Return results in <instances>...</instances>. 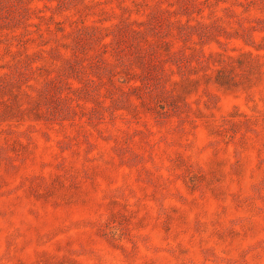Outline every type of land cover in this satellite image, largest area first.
Masks as SVG:
<instances>
[{
    "label": "rangeland",
    "instance_id": "1",
    "mask_svg": "<svg viewBox=\"0 0 264 264\" xmlns=\"http://www.w3.org/2000/svg\"><path fill=\"white\" fill-rule=\"evenodd\" d=\"M0 264H264V0H0Z\"/></svg>",
    "mask_w": 264,
    "mask_h": 264
}]
</instances>
